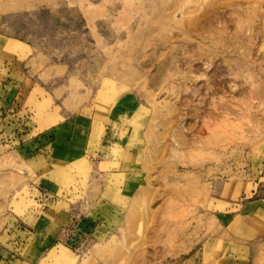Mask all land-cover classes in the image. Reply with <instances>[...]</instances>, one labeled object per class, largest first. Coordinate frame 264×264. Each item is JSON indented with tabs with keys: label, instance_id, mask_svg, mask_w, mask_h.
Masks as SVG:
<instances>
[{
	"label": "rangeland",
	"instance_id": "1",
	"mask_svg": "<svg viewBox=\"0 0 264 264\" xmlns=\"http://www.w3.org/2000/svg\"><path fill=\"white\" fill-rule=\"evenodd\" d=\"M6 80L35 127L92 116L101 150L115 149L103 170L119 173L96 188L119 208L101 211L98 241L53 250L30 234L9 264H264V214L245 208L264 210V0H0V96ZM10 149L0 245L17 220L69 224L99 175L100 153L81 149L52 168L57 200L32 215L33 193L17 192L35 161Z\"/></svg>",
	"mask_w": 264,
	"mask_h": 264
},
{
	"label": "crops",
	"instance_id": "2",
	"mask_svg": "<svg viewBox=\"0 0 264 264\" xmlns=\"http://www.w3.org/2000/svg\"><path fill=\"white\" fill-rule=\"evenodd\" d=\"M10 85L11 81L6 80L2 89L3 95L0 96V103L3 102V105L0 106V136H3L0 139V147H11L10 150L19 154L24 162L35 161V164L30 166L35 176L33 185L25 186L17 192V194H23L28 188L33 193L34 208L32 215L40 213L43 215V210L50 203L54 204L57 200L61 188L58 187V183L52 177L58 171L52 169L54 166L71 160V157L79 154L83 148L85 153L88 152L89 155L99 152L100 160L97 163L99 165L97 171L99 175L95 174L90 177L92 181L88 182L87 191L85 193L80 192L82 197L68 213L70 223L56 227L48 222L43 215V217L34 218L35 223L31 227L32 231H29L27 227L22 226V223H24L22 220L21 222L17 220L14 227L6 229L10 234L8 237L11 239L6 244L0 245V264L23 260V250L28 239H31L30 234L41 235V242L47 245V249H66L61 247L66 245L71 250L78 251L84 244L96 242L102 237L103 231H105V221L101 218L103 217L100 215L101 211H106L109 209L108 207L112 211L119 210L110 202L103 203L101 206L98 203L101 198L94 201L96 188L98 185L101 188L104 186L100 180L103 179L106 184H109L112 183L111 178L114 179L115 175H119V173H114L111 170L109 172L103 170L104 167H110L116 163V160L111 157L115 153V149L113 146H108V149L101 150V146L104 148L101 145L103 139L97 137L100 126L98 121L90 115L77 114L57 122L46 120L42 123V127H35L29 121L34 117V113L24 109L22 103L19 102L22 99V93L17 90V85L12 86L14 90L9 89ZM12 101L13 107L10 106ZM7 107L11 108L7 109ZM4 113L7 116H4ZM8 117L13 119L7 122ZM96 148L97 151L93 152ZM100 192L99 197H102L105 194L104 189H101ZM260 201L250 203V206L245 207L249 214L256 216L264 214V210H252L253 206L261 204ZM240 216L245 215L240 214ZM37 227H42L40 233ZM51 227L54 228L53 234L48 231V228ZM66 250L68 251V249Z\"/></svg>",
	"mask_w": 264,
	"mask_h": 264
}]
</instances>
